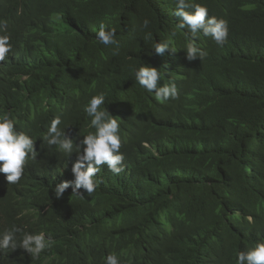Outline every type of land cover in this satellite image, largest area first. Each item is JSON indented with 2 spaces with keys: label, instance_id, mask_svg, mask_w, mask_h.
I'll return each instance as SVG.
<instances>
[{
  "label": "trees",
  "instance_id": "trees-1",
  "mask_svg": "<svg viewBox=\"0 0 264 264\" xmlns=\"http://www.w3.org/2000/svg\"><path fill=\"white\" fill-rule=\"evenodd\" d=\"M185 2L227 21L223 46L180 28L175 0H0L12 45L0 61V115L35 140L28 160L45 175L36 222L17 242L40 231L53 241L35 258L0 249L1 264H106L112 254L120 264H236L264 242V0ZM101 24L116 44L96 38ZM190 42L207 54L188 59ZM142 66L178 97L157 100L139 85ZM99 94L120 124L124 170H101L95 192H73L79 150L49 145L48 128L59 117L75 149L95 132L84 109ZM1 195L0 218L10 207Z\"/></svg>",
  "mask_w": 264,
  "mask_h": 264
},
{
  "label": "clouds",
  "instance_id": "clouds-1",
  "mask_svg": "<svg viewBox=\"0 0 264 264\" xmlns=\"http://www.w3.org/2000/svg\"><path fill=\"white\" fill-rule=\"evenodd\" d=\"M175 3V14L181 18L178 25L180 28H186L193 37L198 33L210 36L218 46L226 43L229 34L227 21L209 16L207 7L203 5L189 4L185 0H175ZM188 8H192L193 11H186ZM148 24L149 21L145 19L143 26L147 27ZM0 30H3L2 26ZM115 35L114 29L105 30V25L101 24L96 38L107 46L117 43ZM9 40L8 35H0V61H4L12 49ZM167 48V44H157L155 51L162 53ZM198 51L200 58L207 54L190 42L187 45V58L193 59ZM135 79L148 92L154 93L157 100L175 99L179 95L174 82L160 85V81L164 80V74L155 67H140L135 72ZM104 102L105 96L99 94L93 96L86 105L84 110L91 117L90 126L95 132L84 136L78 144L76 143L75 149L73 139L59 127L62 124L59 117L54 118L48 128L49 145L58 146L68 156L74 150H79V154L70 159L71 170L75 174L73 192H78L81 187L88 194L95 192L97 187L95 177L101 170L111 171L117 175L124 170V156L120 151L124 140L120 124L101 107ZM14 126V121L7 113L0 115V192H2L1 198L5 199L3 205H10L0 218V237H2L0 249L15 250L19 247L27 252L26 256L35 258L51 246L53 243L51 237H46L44 231L37 234H21L18 243L17 233L29 221L36 222L32 221L35 208L30 206L39 193L38 184L45 175L41 172V168L32 166L31 161L28 160L36 158L35 140L23 132H18ZM68 186V182L62 183L55 189V195L60 197ZM40 209L41 207L38 211ZM42 209L43 212H47L49 208L44 206ZM106 264H120V262L118 257L112 254L106 257ZM236 264H264V242H258L247 252L240 251L236 256Z\"/></svg>",
  "mask_w": 264,
  "mask_h": 264
}]
</instances>
